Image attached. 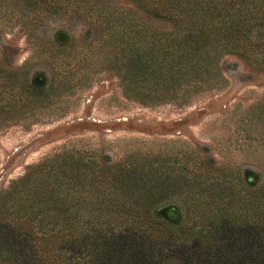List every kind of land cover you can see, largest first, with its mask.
Segmentation results:
<instances>
[{
	"label": "trees",
	"instance_id": "trees-1",
	"mask_svg": "<svg viewBox=\"0 0 264 264\" xmlns=\"http://www.w3.org/2000/svg\"><path fill=\"white\" fill-rule=\"evenodd\" d=\"M132 1L173 27L141 29L121 14L108 28L131 32L125 78L140 77L146 97L200 87L229 52L264 68V0ZM170 164L47 157L0 195V263L264 264V178ZM181 177L194 182L185 219L161 208Z\"/></svg>",
	"mask_w": 264,
	"mask_h": 264
},
{
	"label": "rangeland",
	"instance_id": "rangeland-1",
	"mask_svg": "<svg viewBox=\"0 0 264 264\" xmlns=\"http://www.w3.org/2000/svg\"><path fill=\"white\" fill-rule=\"evenodd\" d=\"M121 14L141 29H173L132 0H0V195L65 150L262 180L264 68L225 53L217 77L151 99L140 77L125 78L131 32L108 29ZM192 183L181 177L161 208L190 216Z\"/></svg>",
	"mask_w": 264,
	"mask_h": 264
}]
</instances>
